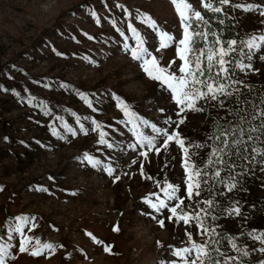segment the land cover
Masks as SVG:
<instances>
[{
  "label": "rangeland",
  "instance_id": "374dc122",
  "mask_svg": "<svg viewBox=\"0 0 264 264\" xmlns=\"http://www.w3.org/2000/svg\"><path fill=\"white\" fill-rule=\"evenodd\" d=\"M247 1L253 5L247 14L226 6L225 18L264 23L257 10L264 0ZM187 2L204 11L199 0ZM145 17L158 28L142 23ZM129 24L161 66L175 60V71L181 65L183 27L171 0H0V236L7 241L9 223L27 216L35 227L26 226V235L57 245L54 253L33 257L19 252V234H13L15 259L7 264H162L175 258L169 246H186V225L170 221L167 208L157 213L145 202L156 191V176L146 175L150 163L157 170L160 161H175L177 172L181 149L173 143L145 159L128 147L135 137L116 97L158 127L161 116L174 110L166 85L148 77L125 49V43L136 46ZM160 31L174 36L164 49L158 48ZM257 68L264 69V59ZM92 121L101 128L94 130ZM100 131L113 148L99 143ZM84 153L102 166L93 168ZM103 165H111L114 175ZM259 195L264 199L261 190Z\"/></svg>",
  "mask_w": 264,
  "mask_h": 264
},
{
  "label": "snow or ice",
  "instance_id": "6c2138e0",
  "mask_svg": "<svg viewBox=\"0 0 264 264\" xmlns=\"http://www.w3.org/2000/svg\"><path fill=\"white\" fill-rule=\"evenodd\" d=\"M171 2L175 6L183 27L182 38L178 41V56L182 63L175 71L170 70L175 60L169 61L168 66H161L157 57L144 46V39L131 24H129V29L136 46L130 47L125 43L124 47L130 51L132 59L140 62L148 77L154 81L162 82L174 95L175 102L179 106L177 115L180 118L177 120H172L171 117L167 118L164 123L169 128L175 124L178 129L179 125L184 123L183 113L186 110L203 113L211 108L215 109L217 113L223 110L225 115L217 114L210 117L212 126L206 136L207 143L195 141L186 143L187 138L182 137L176 129L170 132L169 128L158 127L155 123H150L137 116L126 102L116 97L124 116L128 118L127 124L131 126L130 131L135 137V143L129 144L128 147L133 151L140 149L139 155L145 159H147L149 151H155L159 155L161 148L168 149L170 142L179 145L184 153L187 173L185 196L177 195L179 187L168 183L162 189L167 202L156 193L152 195L156 196L158 203H154L151 199H147L145 202L157 213L167 208L171 214L168 217L170 221L175 220L185 225L195 221L198 229L197 235L203 237L204 242H196L193 240L192 233L186 231V246H169V251L175 259L163 261L162 264H246L249 251L239 246L236 236L224 235L219 232L218 225L205 224V220L215 219L212 214L216 207L214 201L208 198L203 201L208 206L207 208H197L193 212H189L185 205V199L191 202L194 197L201 195L202 185L211 188L213 183L224 185L228 191H232L239 185V176L244 173L245 168L250 170L252 163H258L264 169V89L256 93L235 75L237 71L245 75L249 71H254L251 61L257 53L264 51V34H245L247 38L241 36L225 39L219 31L213 30L212 21L216 18L215 14L226 17L224 8L230 6L232 0H199L205 13L212 15L202 13L187 0H171ZM235 7L244 11L253 8L251 4H237ZM257 10L264 15V9ZM92 15L96 16L94 12ZM97 22L99 23L98 17ZM141 22L147 23L153 29L158 28L151 17H145ZM223 22V18H220L219 23L223 24ZM120 34L124 35L123 32ZM91 38L89 37V39ZM125 39L127 40V37ZM159 40L158 48L164 49L174 42V36L167 31H160ZM259 58L264 59V54ZM81 98L86 100L89 107H92L86 97L82 95ZM201 101L203 103H200ZM92 123L95 125L94 130L101 128V125L96 121H92ZM142 129H150L151 133L155 135H147ZM80 130L85 135L88 134V130L84 128L83 124L80 125ZM65 131L73 136L76 135V131L66 125ZM54 135H59V133L54 131ZM105 135L104 131L99 132V143L113 148V144L108 143ZM158 138L162 140L159 147L157 146ZM204 147H210V156L207 159L209 167L202 165L195 171H188L190 148L201 149ZM83 159L88 161L93 168L102 166L100 159H94L88 153H84ZM103 168L109 176L114 175L115 169L111 165H103ZM222 172L227 173V180L223 178ZM49 179L53 178L49 177ZM116 179L119 177L117 176ZM40 190L48 191L46 188ZM211 195L210 191L209 197ZM169 202L174 203L170 205ZM224 211L230 217L241 214L239 203L229 205L228 209ZM153 218L155 219V217ZM16 221L15 224L9 223L7 241L0 236V264H7L15 259L12 249L17 246L12 243L13 234H19L18 250L20 253L29 252L33 257H37L46 252H55L57 245L51 242H42L38 237L26 235V226L35 227L33 218L19 216ZM158 223L164 227V220L161 219ZM114 231H119L118 226L114 228ZM87 235L97 245L103 244L91 233H87ZM249 235L254 242L258 241L264 245V232H251ZM222 241L230 244L231 250L236 255H230L225 251ZM158 245L163 246L160 242ZM103 246L105 251H110L108 245ZM59 247L62 248L63 245ZM260 251L264 253V247ZM261 264H264V261Z\"/></svg>",
  "mask_w": 264,
  "mask_h": 264
},
{
  "label": "trees",
  "instance_id": "16d2710c",
  "mask_svg": "<svg viewBox=\"0 0 264 264\" xmlns=\"http://www.w3.org/2000/svg\"><path fill=\"white\" fill-rule=\"evenodd\" d=\"M237 4L252 5V3L247 0H235L233 5L227 7L228 10H234L236 14L242 13L243 15H245L248 13V11H244L240 8L235 7V5ZM202 13H205V10ZM205 14L212 15L211 13ZM215 17L216 18H214L212 21V28L213 30L219 31L222 34V37L225 39L238 38L241 36L247 38L245 34H264L263 21L258 22L254 25L244 17L238 20L236 19L235 22L229 20V18L223 17L224 22L223 24H220L219 19L221 17L217 16V14H215ZM262 54H264L263 51L261 53H257L251 61L254 71H249L246 75L238 71L235 73L238 79L243 80L252 89H254L256 93H259L261 89H264V69L261 70L257 68L258 61L260 59L259 57ZM167 92L173 99L174 110H172V112H170L168 116H161L159 127L162 128H169V126L164 123L167 118L171 117L172 120H177L180 118L177 115V113L179 112V106L175 102L174 95L169 89H167ZM43 101L46 104H49V100H46V98H44ZM200 103H203V101H201ZM217 114L220 116H224L225 112L223 110H220L217 113L215 109L211 108H208L207 111L203 113L186 110L183 113L184 123L179 125L178 129L177 126L173 124L171 128H169V131L171 132L173 129H176L182 137L187 138L186 143L191 141L207 143L206 136L209 134V130L212 126V119L210 117ZM151 134L155 135L154 133ZM132 143H135V139H131V141L128 142V145ZM160 143H162V140L158 138V147L160 146ZM173 143L176 144L175 142H170L169 147ZM177 146L179 147V145ZM189 151L190 159L188 160V171H195L202 165L204 167H209V165L207 164V159L210 156V147H204L201 149L190 148ZM149 152L153 153L155 151ZM182 159L183 161H179L180 168L177 172L173 171V169L171 168L175 161H160L162 166L158 167L157 170H153L151 167L152 164L149 162L150 167L148 168V171H146V175L151 176L153 174L154 176H156L153 179L156 189L154 193L159 195L161 199L166 200V197L163 196L162 189L165 188L166 184L168 183L173 184V181L175 179L180 180L179 185H174L178 186L180 189L177 195L181 197L185 196L187 173L184 153ZM147 162L148 161H146L145 164ZM261 170H263V172L260 175ZM222 176L225 180L228 179L227 173L222 172ZM260 190L264 194V169H262L258 163H252L250 165V170L249 168H245L244 173L239 176V185L237 188H234L232 191H228V189L224 185H221L219 183H213L211 188L202 185L201 195L199 197H194L191 202L185 199V205L187 206V210L189 212H193V210L197 208H207L208 206L204 204L203 201L211 198L216 204L215 210L212 213L215 219L205 220V224L218 225L219 232L223 233L224 235L236 236L238 238L239 246L249 251V256L247 257L246 264H261V262L264 261V253H262L260 249L264 247V245H261L258 241L254 242L252 237L249 235V233L251 232H264V199L262 197L263 195H259ZM210 191L212 192L211 197H209ZM151 200L154 203H158L156 196L152 195ZM169 203L171 205V203L174 202ZM236 203H239L241 214L239 216L233 215L230 217L224 210L228 209L229 205H235ZM148 206L150 207L149 204ZM150 209L152 208L150 207ZM201 215L203 216V213H201ZM175 223L178 222L175 221ZM186 231L192 233L193 240H195L196 242H204L203 237L197 235L198 229L195 221H192L190 224L186 225L185 238ZM222 245L223 249L230 255H236V253L231 250L230 244L222 241Z\"/></svg>",
  "mask_w": 264,
  "mask_h": 264
}]
</instances>
